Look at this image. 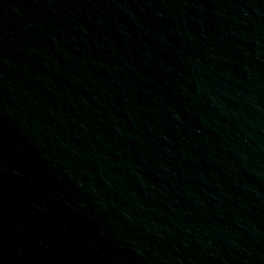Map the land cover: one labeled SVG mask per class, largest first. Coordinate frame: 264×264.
<instances>
[{
  "label": "water",
  "instance_id": "1",
  "mask_svg": "<svg viewBox=\"0 0 264 264\" xmlns=\"http://www.w3.org/2000/svg\"><path fill=\"white\" fill-rule=\"evenodd\" d=\"M0 264H264V0H0Z\"/></svg>",
  "mask_w": 264,
  "mask_h": 264
}]
</instances>
